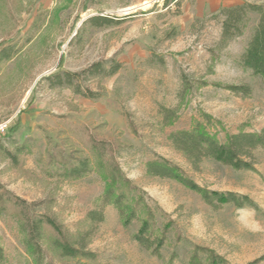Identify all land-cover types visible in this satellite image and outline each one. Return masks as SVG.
Listing matches in <instances>:
<instances>
[{"label": "rangeland", "instance_id": "rangeland-1", "mask_svg": "<svg viewBox=\"0 0 264 264\" xmlns=\"http://www.w3.org/2000/svg\"><path fill=\"white\" fill-rule=\"evenodd\" d=\"M164 2L0 0V51L14 53L0 60L1 264H187L195 245L224 264L264 255V147L252 150L255 170L207 157L194 168L167 139L197 123L221 141L264 126L263 78L237 61L256 16L220 49L214 22L178 16L175 1L167 9ZM92 16L109 21L98 26ZM113 60L120 67L109 76L79 74L64 86L45 78L100 61L108 69ZM232 82H246L250 93L235 94L226 88ZM76 85L96 95L77 94ZM156 155L201 187L246 195L257 208L213 206L173 178L149 175L145 162ZM82 160L84 172L70 176L67 169ZM112 166L129 180L114 182L126 204L143 202L128 224L100 198ZM11 194L30 218H54L61 236L44 221L36 237L29 233ZM144 204L153 215L151 238L165 234L159 256L134 237L147 216ZM98 209L104 218L91 226L86 214ZM82 234L91 257L67 258L54 246L58 235L73 243ZM199 257L204 261L205 252Z\"/></svg>", "mask_w": 264, "mask_h": 264}, {"label": "trees", "instance_id": "trees-1", "mask_svg": "<svg viewBox=\"0 0 264 264\" xmlns=\"http://www.w3.org/2000/svg\"><path fill=\"white\" fill-rule=\"evenodd\" d=\"M250 14H254L256 19L254 20L253 26L250 28V35L245 42L244 51L237 58L239 65L243 69H249L253 75L261 76L264 81V5L261 3H252L245 1L240 5H235L232 7H227L221 10V30L220 36L216 45L218 48H224L228 42L235 37L242 35L245 27L250 20ZM91 23L95 25L106 24L109 20L102 16H92L88 19ZM12 54V49L2 48L0 51V60L3 58H9ZM120 67L119 62L113 60L111 66L106 69L103 62H93L90 68L84 69L81 72L74 73L70 71H63V73L55 72L51 75L45 77L52 85H72L73 78L77 77L79 74L89 73L90 75L100 74L103 76H109L114 73ZM74 92L77 94H82L84 96L94 97L96 93L90 90H82L80 85H76ZM237 95L245 96L250 93L249 85L245 82H235L229 83L226 87ZM225 140L221 141L217 137L216 133H212L207 128L197 123L191 128L177 129L171 131L167 135L170 143L174 146L176 150L184 154V156L191 163L192 167L197 168L202 162L203 158H211L216 162L219 161L222 164L234 167L236 169H250L255 170L254 164L252 162L253 151L255 148L264 147V126L257 131H244L242 129L234 133H226ZM87 160H82L79 165L71 166L67 169V172L72 177H79L86 169ZM145 170L149 175L159 176L174 179L180 184H183L186 188H190L201 195L202 198L207 201V203L217 206L218 204L231 203L237 207L251 206L257 208L254 201L243 194H238L232 191H215L208 190L201 187L195 183L188 175L184 173L182 169L172 161L161 155H156L145 162ZM111 179L109 182L105 183L104 191L100 198L103 205L110 204L114 205L120 216L124 220V224L128 222L133 217H138L137 207L139 203H143L140 199L135 205H127L125 199V192L119 189V186L114 184L115 176L121 177L122 183L125 185L129 180L117 169L116 166H112ZM119 189V190H117ZM10 201L19 209V212L23 214L25 218L24 225L29 227V233H32L35 237L38 235V225L41 222H46L58 231V224L55 222L54 218H50L47 215L37 216V218H30L26 214V204L23 200L16 197V195L9 196ZM144 208H147V204H144ZM147 215L144 218L139 227V231L134 235L135 239L142 246L151 249V252L159 256V247L161 246L165 234H161L159 237L152 239V232L149 229L151 220L153 221V215L149 212L147 208ZM86 217L91 221V226L93 223H98V221L103 220L104 216L100 209L90 210ZM90 226V227H91ZM59 235L61 232H59ZM89 235V233H87ZM87 234H82L77 239L72 242L69 240L62 241L58 235L54 238V246L59 248L62 255L69 258L75 257L77 255L81 257H91L92 252H89L85 247V238ZM205 252L204 261L200 259L199 254ZM3 249L0 246V264L4 261ZM264 258V255L257 259L250 261L248 264H256L259 260ZM226 261L220 255H216L214 251L195 245L189 256V262L187 264H224Z\"/></svg>", "mask_w": 264, "mask_h": 264}, {"label": "crops", "instance_id": "crops-1", "mask_svg": "<svg viewBox=\"0 0 264 264\" xmlns=\"http://www.w3.org/2000/svg\"><path fill=\"white\" fill-rule=\"evenodd\" d=\"M165 9L170 6L172 1L178 6V16L191 18L192 21L205 19L206 23H215L218 26V32L221 30V10L227 7L240 5L245 1L258 3L252 0H164ZM221 33V32H220ZM231 41V40H230ZM229 44V42H228Z\"/></svg>", "mask_w": 264, "mask_h": 264}]
</instances>
